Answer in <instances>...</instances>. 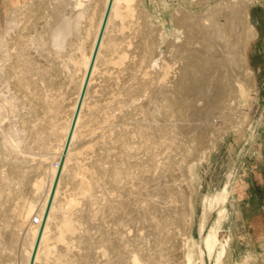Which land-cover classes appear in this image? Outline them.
Wrapping results in <instances>:
<instances>
[{"label": "bare ground", "instance_id": "obj_1", "mask_svg": "<svg viewBox=\"0 0 264 264\" xmlns=\"http://www.w3.org/2000/svg\"><path fill=\"white\" fill-rule=\"evenodd\" d=\"M40 1H37L39 2L38 8L44 6H41ZM53 1V3H48V8L44 7L48 10V13H36L39 10L37 11L36 7L33 8V6H37L34 5L33 1H30L33 6L26 1L19 5L18 8H12L13 10L11 9L9 10L10 12L8 11L9 13L7 12L8 15L0 30V58L2 61L4 56L12 58L11 63L7 66V71L0 67L1 84L6 82V88L9 81L8 78L13 76L16 79L14 84L19 86L18 89L21 88L24 91L22 95L21 93L15 95L9 91L12 94H1L0 96V149L4 152V156H0V162L5 160L6 154L14 158V161L11 162V168L9 167V173H4L1 168L0 179L14 180V186H20L24 183L26 172L28 173V171L23 166L25 164L22 163L24 160L22 158L23 161L20 160L18 154L23 156V158H30L32 162H34L35 156H38V159H36L38 160L36 164L38 173H35L37 179L33 183L34 187L31 190V193H33L31 194L32 199L21 210L14 212L16 219L14 227L12 225L10 229L7 240L4 239L3 235L8 231L6 228H9V225L11 226L9 220L11 217H6L3 219L4 222L2 220L3 223H0V264H29L42 224L43 228L39 242L33 255V264H45L52 256L53 260L51 261H54V264H79V260L68 256L72 245L69 244V240L65 241L67 238H76L78 223H81L79 218L74 217L76 214L72 216V207L77 204L78 197H81L91 205L99 202L100 198H104L105 206L108 208L110 215L116 216V222L112 221L115 224V226L113 225L114 230L107 232L103 227H99L100 238L98 242L103 243V245L95 244L96 241L92 243L91 239L93 236L91 238V235H89L88 226L85 227V234H79L78 240L85 241L88 246L87 254L83 251L85 255L90 254L89 251L92 248L97 251L96 248L101 247L99 250L102 252L101 255H108V260L102 264H162V262L163 264H173L174 262L171 263V261L162 259L160 253L162 248H159V250L155 248L157 244L152 241L159 240V244H162L163 242L161 241H164L162 239L179 238L183 234L182 227L193 216L194 208L189 196L186 195L185 182L177 180H179L181 173L184 174L186 170L191 169V165H193L191 161L193 162L199 157H205L207 145L211 144L209 142L211 135L207 131L211 114L214 115V111L217 109L220 111L225 107L233 109L235 104L232 103L233 101L231 102L230 95L242 96L244 91L254 87V76L247 65L246 48L248 40L255 37L256 31L250 21L248 11L243 8L245 0H232L233 3H218L220 7L215 8L216 6L214 5L215 7L213 6L214 8L205 14L194 15L189 14V11L182 12L173 18L172 28L169 29L173 36L170 40L167 39L166 46L171 51L170 56L174 55L179 59L177 71H175L177 72L176 76L171 73L174 67L171 63L172 58L170 59L169 55L162 52L157 59L153 55L157 49H161V43L168 32L163 27L158 26L156 27V29L158 28L157 40L149 38L148 41H144L145 38L141 35L144 38H142L144 43H142L143 46L141 45L143 54L140 60L146 63L143 66L142 64H136L141 67L137 69L142 72V75L138 76L139 73L137 74L134 71V75L131 76L134 77L136 75L138 77L137 81L135 79L137 84L126 88V91L132 92V90H135L136 93L137 90L147 91L145 89L150 88L151 95L148 94L153 100L158 95L157 101L159 102H154L158 104L159 109L164 110V116L166 118L169 116L173 117L169 123L167 122L170 127L167 125L166 119L163 120L162 118L163 123L155 125L152 123L153 126L148 123L147 116L151 115V112H148L147 108L143 109L141 105L145 101H141L142 103L139 105L133 104L134 108H131L141 113V116L137 113L139 118L135 117V120L130 121L129 117V121L128 119L124 121L122 117L126 115V111H129V109L126 111L123 109L125 106L123 107L122 103L126 99L121 98V95L124 97V93L121 91V94L120 90L113 91L109 89L108 84L100 83L101 81L99 80L100 77H103V80L107 82V80L112 78L114 76V71L111 70L112 64L118 63L128 55V44L123 43V39L118 41L120 37L124 36L119 34L120 37H117L114 33V28L116 29L117 25L122 28L125 25H129L128 23L133 16L134 7H132V4L135 0L111 1L80 104V95L110 0ZM82 1H85V3ZM150 2L154 13L162 17V22H165L163 15L166 12L160 5L161 1L150 0ZM50 3L53 5L50 6ZM139 5L141 6V4ZM137 15L139 16V14ZM131 28L133 29V27ZM120 30L116 33L120 32ZM140 32L145 33L146 36L151 34L149 29H141ZM123 34L125 33L123 32ZM41 41L46 46L43 49L41 46L44 53L41 50V53L37 51L42 57L39 60H43L42 63L41 61L39 63L32 59L27 51L29 50V43L34 44ZM11 48H13L12 51ZM158 61L160 62L158 65L160 71L156 73L157 78L160 76L159 80L161 83L155 88L153 87L155 86L153 85L154 77L147 78L150 71L146 67L151 66L152 63L158 64ZM20 65L23 67H20L21 69L19 70L17 67ZM232 65L241 67L243 78L246 77L249 81L237 76L239 73L237 74L234 71L236 68L234 66L233 69ZM230 66H232V69L228 70ZM127 67L131 68L130 66ZM222 67H225L226 70H223ZM31 72H34L37 76L34 80L36 79L35 82L41 86V92L29 89V83L24 80L25 74H31ZM62 72H64V76H62ZM143 74H147V77L146 75L143 76ZM130 79L134 78L130 77ZM102 89H105V93H109V95L104 94L101 97L99 92ZM118 93L121 94L119 95L120 97L117 96ZM18 96L21 97L22 104L28 105V114H20V125L17 126V129L12 130L13 125L11 126L12 129L8 126L7 129L5 125L7 123H3L4 117H7L6 105L9 103L11 106L10 110L14 113L19 107ZM138 97L140 98V96ZM32 98L35 100L34 103H32ZM199 99H203L205 103L203 102V105H201L197 102ZM135 101L137 102V100ZM22 104L23 108L25 105ZM157 104L154 103V105ZM10 106L8 105V107ZM148 106L146 104L145 107ZM116 108L123 111L124 114L122 112V115H119L120 118H118V120L123 119V121L114 124L113 112ZM131 109L130 112L132 111ZM185 113L190 116L189 123L180 119ZM15 115L17 116L18 114ZM159 121L157 120L154 123ZM126 124H132L134 128L129 129V125L127 126ZM149 124L153 127L154 131L151 129L153 132L149 131V128H151ZM189 128H192L194 133L192 138L189 139L191 143L183 149L180 161L174 160L173 156L175 153H172L171 149L168 150V153L161 152L163 145L166 147L182 145L183 141L176 139L178 138L176 133L187 129L186 132L188 134ZM114 130L115 134L113 135ZM133 133L137 137L136 139H133ZM88 134L94 135L93 139H95V142L91 141L92 145L89 143L90 146L84 147L85 145L83 146V144L87 143L85 141H87L86 137ZM137 144L144 146V156L137 155ZM154 147L157 150H153ZM95 148L103 150L100 158L92 157L93 159H89L90 156H87L95 151ZM63 153L60 175L43 223L44 212ZM157 155H160L159 159L154 158ZM182 161H185L187 165H185V162L183 164ZM134 168H136V171H134ZM100 171L111 184L110 187H103L102 197L97 195L98 193H96L95 189L99 185L100 179L103 180ZM150 171L154 172L155 175L149 173ZM66 175L69 182L74 185L72 187L76 188L77 192L81 194L77 198L72 196L74 195L73 193L69 194L68 190L70 189L63 184V178ZM233 177L232 171L227 173L221 190L215 192V194H210L206 198V204L209 207L214 202L219 203L220 207H216L221 217L225 215V199L230 192ZM11 182L13 183V181ZM40 191H42V194H40ZM39 194L41 198L38 201ZM11 209L13 210V207ZM127 213L128 215L126 216ZM35 214L42 217L40 224L33 222ZM120 216H126L125 220L126 222L128 221L129 227L125 226L126 223ZM27 220H29V223L26 224ZM200 226L202 227L201 224ZM218 229L219 227H215L214 230L206 232L207 234L204 238L205 251L203 253L212 252L211 250L220 241ZM20 230L21 232H19ZM20 233L24 237L21 254H19V257L14 256L12 263H8L6 262V260H9L8 258L4 260L3 250L12 248L16 242L18 243ZM148 239H150V242H145ZM227 239H225L224 243H226ZM60 244L65 247L63 249L59 248ZM71 244L74 243L72 242ZM57 246L58 248H56ZM176 246L180 245L177 244ZM10 251L12 252V250ZM201 251H198V253ZM218 251L219 259V257L221 258L220 255H224V252L227 251L225 244L221 243V249ZM154 253L155 255L159 254V256H154ZM114 256L116 258H113ZM249 256L250 254L246 255L240 261L242 263L246 262L247 258H250ZM88 258L89 255L87 260L91 259ZM188 258H183L179 262L174 260L176 262L174 264H192V260ZM240 261H236L235 264H240Z\"/></svg>", "mask_w": 264, "mask_h": 264}, {"label": "rangeland", "instance_id": "obj_2", "mask_svg": "<svg viewBox=\"0 0 264 264\" xmlns=\"http://www.w3.org/2000/svg\"><path fill=\"white\" fill-rule=\"evenodd\" d=\"M26 1L31 6H33V3H34V5H37V6H33V8L36 7L37 11L39 10L36 13H48V10L45 9L44 7L48 8V5H49L48 3L49 2H52V3L54 2L53 0H41L40 1V3L42 4L41 6H43V5L44 6L41 7V8H38V3H39V2H37L38 0H35L36 2L34 0H20V1H17V0H0V30L2 29L1 26L4 24L6 17L8 15V13L10 12L9 10H11L12 8L13 9L18 8L19 5H21L23 2H26ZM30 1H33V3L30 2ZM160 1H161L160 5L165 9V12H166L163 15L164 19L166 20L165 21L166 23L164 21L162 22V17H159V16H157L154 13V10H153V7H152V3L150 2V0H135V2H133L134 5L132 4V7H134L133 8V12H132L133 13L132 17H134V18L131 17L130 22L128 23L129 25H125L123 28L122 27H118V25H117V27L115 26L116 29L114 28V33L117 35V37L118 36L120 37L121 34L124 36L122 38L120 37V39L118 41L123 39L124 41H122V42L128 44V46H127L128 55H127L126 58H124L123 60L119 61L118 63H115V64L113 63L112 64L113 67L111 68V70L114 71V76L112 78L107 80V82L103 80V77H100L99 80L101 81L100 83L104 82V83L108 84L109 85L108 86L109 89H111L113 91H115V90L119 91L120 90V93H121V91H122V93H124V95H125L124 97L121 95L122 93L121 94L120 93L117 94L118 97H120L119 95H121V98H125L126 99V101L122 103L123 107L125 106L123 108L124 111L129 109V111H126V113H125L126 115H127V113H129L127 115L128 117L126 115H124L125 118H124V116L122 117L124 119V121H126V119H128V121L130 119H131L130 121L135 120L134 119L135 117L139 118L137 116V113H139L138 115L141 116L140 112H137V110L131 109V108H134L133 104L139 105L143 101H145V102L147 101L146 103L143 102V104L145 103L144 104L145 106H146V104H147V106L148 105L149 106L145 107L143 104H141L143 106L142 108L143 109L147 108L146 110L148 112H151L150 113L151 115H149V113H148L149 116H147L148 117L147 118L148 123H150V124L153 123L155 125L157 123H161V122L163 123V120H165V119H166L165 120L166 123L167 122L169 123V121L173 118L171 116L166 118V116H164V110L159 109V106L157 104L159 102V101H157L158 100L157 99L158 95L156 96V99L154 98V100L150 98L151 97L150 96L151 92L149 91L150 88L145 89L148 92L147 91H143V90L142 91L141 90H137L138 93H137V91L135 93V90H132V92L131 91H129V92L126 91V88H130L131 85H133V84H134V86H136L135 84H137L135 82L138 80V77L136 75L134 77H132L134 75V71H136L137 74L139 73L138 76L142 75V72L137 69V68H139V69L141 68L140 66H137V65L142 64V66H143V64L145 65V63H146V62H143V61L140 60L141 59V55L143 54L142 53V50H143L142 43H144V41H146V40L148 41L149 38H155L156 39V34H157V29H158V28L156 29V27H158V26L159 27H163L164 30H166L168 33H167L165 39L163 40V42L161 43L162 44L161 45V49L159 48V49L156 50V52L153 53V55L155 56L154 58L155 59L159 58L161 56L162 52H165L166 55H169L170 59L172 58L171 59L172 60L171 63L173 64V67H174L172 69L173 72H171V73H173L176 76L177 72H175V71H177V65L179 63V59H178V57H175L174 55L171 57L170 56L171 51L166 46V44H167L166 42L168 41L167 39L170 40L172 38V36H173V33L171 32V30H169V29L172 28L171 24H172L173 18H175V16H177L178 14H181L182 12H189V11H190L189 14L201 15V14H205V13L209 12L215 6H216L215 8L220 7V5L218 3H233L232 0H202V1H198V0H160ZM44 2H46V3H44ZM82 2L85 3V1H82ZM52 3H50V6L53 5ZM255 3H256V1L254 2V0H245V5L243 6V8H245L248 11V13H249V10L251 9V5H253ZM139 4H141L142 7ZM217 5H219V6H217ZM50 6H49V8H50ZM43 8H44V10H43ZM176 8H177V10H176ZM40 9H42L45 12H43L42 10L40 12ZM135 11H136V13H135ZM145 12H146V15H145ZM171 13H173L174 15L171 14ZM137 14H139V16ZM140 16H141V19H140ZM218 17H220V16L218 15ZM143 18H145V19H143ZM137 21H138V23H137ZM146 22H148V23H146ZM131 24H132V26H130ZM143 24H146V25H143ZM134 25H135V27H134ZM131 27H133V29ZM129 29L130 30L132 29L131 31H133L134 33L131 32ZM141 29H149V30H151L150 36H146L145 33L144 34L141 33L140 32ZM118 30H120V32L116 33ZM155 30H156V32H155ZM122 31L125 34H123ZM31 34H34V33H31ZM135 34H137L136 37H135ZM141 35L144 36L145 39ZM142 38L144 39V41H143ZM250 40H248V43L250 42ZM139 44H140V46H139ZM41 46H42V49H43V47H45L46 45L42 44V41L39 42V43L36 42L34 44L33 43H29L28 44V47H29L28 49L29 50L27 51L28 54L31 56V58L36 60L39 63H40V61H41V63L43 62V60H39L40 58H42V57H40L41 56V54H40L41 51L44 53V50L41 49ZM247 47H248V45H247ZM140 48H141V50H139ZM12 50H13V48H11V51ZM37 51H39L40 53L37 52ZM38 53H39V55H38ZM246 57H247V48H246ZM176 58H177V60L175 61ZM11 60H12V58L7 57V56L3 57V61L0 58V61H1L0 62V67L4 68L5 71H7V69H8L7 66H8L9 63H11ZM159 63L160 62L158 61V64H153L152 63L153 65L151 64V66L146 67L147 70L150 71V73H148V77H147V74H143V76L146 75L147 78L154 77L153 85H155V86H153V87H155V88L158 87V85L161 83L160 80H159L160 76L157 78V73H156V72L160 71V68L158 66ZM127 66H130L131 68H129ZM232 66H233V69H234V66H235L236 70H234V71L237 74L239 73V75H237V76H239V77L241 76L240 77L241 79H246L247 81H249L248 78H246V77L243 78V72H242L243 70H242L241 67H238L236 65H232ZM232 66H230L228 68V70L230 68L232 69ZM20 67L22 68L23 66L20 65L19 67H17V69L19 68V70H20L21 69ZM225 67H222L223 70L225 69ZM146 68H145V70H146ZM134 69H136V70H134ZM226 69H227V67H226ZM138 71H140L141 73L138 72ZM18 73H20V72H18ZM62 73H63L62 76H64V72H62ZM158 75H159V73H158ZM36 77L37 76L35 75V73L31 72V74L30 73L25 74L24 80L29 83L28 84L29 89H31L32 91L35 90L36 92H41V89H40L41 86L38 83L35 82L36 79L34 80V78H36ZM130 77L134 78V79H130ZM123 79H124L125 82L123 81ZM135 79H136V81H135ZM8 80L9 81H8V85L6 86V88H5L6 82H5V84H4V82L1 84V81H0V88L3 87L2 89H0V91H2V92H0V96H1V94L10 95V94H12L11 92H13L15 95H18L20 93H21V95H22V93L24 94V91H22L21 88L18 89L19 86L18 85L16 86V84H14L15 81H16L15 77L11 76V77L8 78ZM158 81H159V83H158ZM255 84L256 83H255V80H254V87L250 88L248 91H244L242 96H237L236 97L235 94H231L230 95L231 96V102L233 101L232 103L235 104L233 106L234 107L233 109L230 108V107H228V108L225 107V108L221 109L220 111H219V109H217L218 111L217 110L214 111L213 112L214 115L211 114V116L209 117L207 131H209L210 132L209 135H211L210 140H209V142L211 144L207 145L208 147L206 149L205 157L204 158H200L199 157V158L195 159L196 161L195 160H193V162L191 161V163H193V165H191V169H189V170L185 169L186 171L184 172V174L181 173V176H179V180H177L179 182L180 181L181 182L182 181L185 182L186 195L189 196V199L192 202L193 208H194L193 216H192V218H189L187 223H186V225L182 227L181 230H182L183 234L179 238H177V239H174V238L162 239V240H164V241H161V242H163L162 244H159L160 243V242H158L159 240L152 241L154 244H157L155 248H158V250H159V248H162L160 253H161L162 259H164L165 261L167 260V261H171V263H173V262L176 263L174 260L179 262L183 258L186 259L189 256V258L192 260V264H233V262L231 261V257H230L231 237L229 235H226L227 232L223 230L222 224L231 215L233 217L237 218V219H240V208H239L240 203H239V200H237V198L235 197V195H234V193L232 191V184H231L230 192L228 193V196H226L227 200L225 199V204H224V207L226 208L225 215L221 217L219 211L217 210V207L218 206L220 207L219 203H215L214 202L216 205L213 203L214 205L212 204V206H211L212 208H211V207H209L208 204H206V201H207L206 198L209 197L210 194L211 195L215 194V192L221 190V188H222V186L224 184V181H225L227 173L232 171V173L234 175V177H233V180H234L235 179V171L236 172L243 171V154H244V152H245V155H246V157L248 159H249V157L253 158L252 160L250 159V162H249V167L250 168H252L256 164L255 163L256 160L261 159V157L263 155V151L261 149V148H263V146H260V143L263 142V144H264V139L263 138L260 139V138H256V137L258 136L257 135L258 134V128L261 129V127H264V97L262 98V97L257 96V94H256L257 88H256ZM29 85H31V86H29ZM124 86H125V88H124ZM7 89H10V90H7ZM9 91H11V92L9 93ZM105 92H106V90L102 89V91L99 92V95L101 97H103L104 94L109 95V93H105ZM138 94H140V95H138ZM135 96H136V98H135ZM138 96H140V98ZM146 96H147V99H146ZM230 96H229V98H230ZM24 98L26 99V97H24ZM94 98H96V97H94ZM132 98L137 100V102L134 99L132 100ZM202 100L203 99H201V100L199 99L197 102H199L201 105H203L204 100L203 101ZM32 101H31L32 103L35 102L34 98H32ZM128 101H130V102H128ZM154 101H156L157 103L154 102ZM17 102H19V104H18L19 107H17V109H16V111H14V113L10 110L11 109L10 104L8 103V105L10 107H8V105H6L7 117L6 118L4 117V122L3 123H5V122L7 123V124H5L6 127L7 126L11 127L13 125V129L11 127L12 130L17 129L18 128L17 126L20 125L19 124L20 123V120H19L20 119V114L21 113L22 114H26V115L28 114V105L26 106V104H22L21 103V97L20 96H18ZM20 103L22 105H25V106H23V108H22ZM124 103H125V105H124ZM154 103L157 104V105H154ZM129 105H131L132 107L129 106ZM235 106H236V108H235ZM24 107H25V109H24ZM7 109H9L10 111L7 110ZM130 109L132 110L131 112H130ZM152 110H154V111H152ZM122 112L123 111H120V109H117V108L114 110V112H113V119L115 120L114 124L121 123V121H123V119L122 120H118V118H120L119 115H122ZM157 112L159 113L158 115H157ZM10 114H13V115H10ZM15 114H18V115L16 116ZM123 114H124V112H123ZM132 114H133V116H132ZM159 115H160V117H158ZM129 117H130V119H129ZM157 117H158L157 120L158 121L160 120V121L154 123L155 121H157V120H155ZM180 119L184 120V121H186L188 123L190 122V116L186 115V113ZM181 120H179V121H181ZM149 121H151V122H149ZM8 122H9V124L11 123L10 126H9ZM16 122H18V123H16ZM168 123H167V125L170 127V125ZM153 124H152V126H153ZM126 125L128 126L129 124H126ZM152 126H151V128H149L150 129L149 131H151V132L154 131ZM8 127H7V129H8ZM133 128H134L133 125L130 124L129 125V129H133ZM186 130L187 129H185L183 131H178V133H176V136H178V138H176V139H178L180 141H183V144L186 141H188V142H186L184 144V147H183V144L179 145L180 147L179 146H167L166 147V146L163 145L161 147V152H167L168 153V150L171 149V152L175 153V155L173 156L174 160L175 161H177V160L180 161L182 159L181 155H182L183 149L189 143H191V141L189 139L192 138V135L194 133V130L192 128L188 129V131L190 130L189 131L190 134H189V132L187 134ZM156 133H158V131H156ZM114 134H115V130L113 131V135ZM91 135L92 134H90V135L88 134L87 135V137H86L87 141H85V143L86 142L87 143L83 144V146L85 145L84 147H88L87 145H89V143H90V145H92V142L93 143L95 142V139H93L94 135H92V137H91ZM134 136H135V134L133 133V139H136L137 137L136 136L134 137ZM89 137H91L92 139L89 138ZM243 142H246L244 151H243ZM219 145H222L221 150L218 152L216 159L214 161H211V157L215 153V150L218 149ZM136 146L138 147L136 149L137 155L138 156H144L143 155L144 146L140 145V144H137ZM155 149L157 150L156 147L153 148V150H155ZM0 151H1L0 152V156H4L3 155L4 152L1 149H0ZM35 151H36V149H35ZM102 152H103V150L101 148H95V151L91 152L87 157L90 156L89 159H93V158H96V157L100 158V155H101ZM159 156L160 155L154 156V158L155 159H159ZM18 157H19L20 160L23 159L25 161L24 162L22 160L23 161L22 163L23 164L25 163L24 165L23 164L22 165L24 166L25 170L28 171V173L26 172L27 175L25 177L26 179L24 180V183L20 185L21 187L17 186V185L14 186L15 185L14 180H10L9 181V179H7V180L6 179H3V180L0 179V203H1L0 207H2V208H0V215L1 216L3 215L2 217L0 216V223H3L4 222L3 219H5L6 217L7 218H9V217L12 218V219L9 218V220L11 222L10 223L11 226L9 225V228H6V230L8 229V231H6L4 233L5 235H3L4 239H6V240H7V237H9L10 229H11L12 225L14 227V223H15V219H16V216L14 215V212H17V211L21 210L25 205H27L29 203L30 199H32V195L31 194H33V193H31V190L34 187L33 183L37 179V176H35V173L36 174L38 173V171L36 170V166H37L36 164H37V161H38L36 159H38V156H35L34 162H32V160H30V158L29 159L28 158L26 159V157L23 158V156H21L19 154H18ZM86 159H88V158H86ZM86 159H85V161H86ZM12 161H14V158H12L10 155L6 154L5 155V160L3 162H0V170L3 169L4 173H6V174L9 173ZM183 162H185V161H182V163ZM32 163H33V165H32ZM54 164H55V161H54ZM175 164H177V163L175 162ZM31 165H32V167H31ZM185 165H187L186 162H185ZM134 171H136V168H134ZM100 173H101V171H100ZM149 173H152V174L155 175V173L152 172V171H150ZM66 177H67V179H66ZM101 178H103V180L100 179L99 185H97L95 187L96 193H98L97 195L100 196V197H102V189H103V187H110V185H111L105 179V176L103 175V173H101ZM66 180H68V176L67 175L63 178V184L67 185V188H69L71 190V192H70V190H68L69 194L73 193L74 195H72V196H74L75 198L80 196L81 194H79L77 192L78 190L76 188L72 187L74 185L71 182H69V180L66 182ZM11 181H13V183ZM6 182H8V183H6ZM65 182H66V184H65ZM153 182H155V181H153ZM232 183H233V181H232ZM9 186H11V187H9ZM16 187L17 188L19 187V188L17 189ZM1 189H2V192H1ZM75 189H76V191H75ZM15 190H17V191L15 192ZM18 191H20V192H18ZM14 193H16V194H14ZM40 194H42V191H40ZM40 194L38 195L39 198H37L38 201L41 198ZM75 194H77V195H75ZM78 198H77V204L74 207H72V216H74L76 214L74 217L79 218L81 220V223H78V229L76 231L77 235L75 234L76 238L72 237L71 238V239H73L72 241H71L70 238H67L65 240V241L69 240L68 241V242H70L69 244L72 245L71 251L69 252L68 256H71L72 258H75V259L79 260V264H85L87 261H88L87 264H102L104 261L106 262L108 260V255H106V256L105 255H101L102 252L99 251L101 249V247H98L99 249L96 248L97 251H95L94 248H92L93 251L90 250L89 251L90 254H88L89 258H91V259L88 258L89 260H87V256L88 255H85V253L83 252V251H85L86 254L88 252L87 251L88 250L87 243L85 241H79L78 240V236L85 234L86 233L85 227L88 226L89 227V231H88L89 235H91V238L93 236V238L91 239L92 243H94L96 241L95 244L103 245V243L98 242L99 238H100V228L99 227H103L105 229V231H107V232L110 231V230H114L115 224L112 221L116 222V216L110 215L108 208L105 206L106 202L104 201L105 200L104 198H100L99 202H96L95 204H92L93 206L91 204H88L81 197H78ZM78 200H79V202H78ZM100 203H101V205H100ZM223 203H222V205H223ZM204 204H206V205H204ZM12 207H13V210L11 209ZM204 207H205V209H204ZM92 208H93V210H92ZM2 211H4V212H2ZM10 211H11V213H10ZM95 211H97V212L95 213ZM84 212H86V213L84 214ZM7 213H8V215H7ZM4 214H5V216H4ZM86 215H87V217H86ZM127 215H128V213L126 214V216ZM219 215H220V219H219ZM126 216H120V218L125 221V223H126L125 226L129 227L128 221L126 222V220H125ZM2 220H3V222H2ZM218 220H220V221H218ZM27 223H29V220H27L26 224ZM200 224L202 225V227L200 226ZM99 225H101V226H99ZM104 225L106 226V228H105ZM80 226H81V228H80ZM214 226L215 227H219L218 236H219L220 241L211 250L212 252L203 253V251H205V248H204L205 235L209 232V230L210 231L214 230L215 229ZM82 227H84V228H82ZM82 229H83V231H82ZM19 232H21V230ZM236 232L238 234H240L241 237H243V227H241L240 224L237 225ZM23 238H24L23 235L20 233V240L22 242L19 240L18 243L17 242L15 243V244H18V245L14 244L12 246V248H9V249L6 248V250H3L2 254H3L4 260H6L7 258L9 259V260H6V262H8V263L11 262L12 263V261H13L12 259L14 258V256L19 257V254H21L20 251L22 249V243L24 241ZM226 238L229 239V240L227 239V241H226V243L228 242L227 244L224 243ZM72 242L74 244L75 243L76 244L75 245L71 244ZM145 242L149 243L150 239H148ZM221 243L225 244L227 251L224 252V255L222 254L223 256L220 255L221 258L219 257V259H220L219 260L217 252H219L218 250L221 249ZM177 244L180 245V246L177 247L176 246ZM60 245L61 246L58 245L59 248L63 249L65 247L62 244H60ZM73 245H74V247H73ZM58 246L56 248H58ZM201 246H202V248H201ZM260 247L264 248V241L261 242ZM201 249H202V251H201ZM10 250H12V252ZM184 251H186V253H184ZM198 251H201V252L198 253ZM107 252L109 253V251H107ZM13 253H14V255H13ZM82 254H84L83 257H82ZM226 254H228V255H226ZM199 255H201V256H199ZM84 256H86V257H84ZM154 256H159V254L155 255V253H154ZM249 257L250 258H247L246 262L244 261V263H242L240 261V264H249V261H253L255 264H264V256L260 257L259 259L251 258V255ZM113 258H116V257L114 256ZM81 259H82V261H81ZM85 259H86V261H85ZM51 260H53V256L46 263L47 264H54V261L52 262ZM83 260L85 261V263H84ZM80 261H81V263H80ZM162 264H163V262H162Z\"/></svg>", "mask_w": 264, "mask_h": 264}, {"label": "crops", "instance_id": "obj_3", "mask_svg": "<svg viewBox=\"0 0 264 264\" xmlns=\"http://www.w3.org/2000/svg\"><path fill=\"white\" fill-rule=\"evenodd\" d=\"M251 5L249 18L253 24L256 35L248 43L247 64L254 76L257 96L264 97V0H254ZM260 94V95H259ZM262 94V95H261ZM256 138L264 139V127L258 130ZM244 138V137H243ZM246 142H243V151ZM261 159L250 168L249 159L243 154V171H235L232 191L239 200L240 219L229 216L222 224L226 235L231 237L230 257L233 264L240 261L247 254L251 258L259 259L264 256V248L260 247L264 241V144ZM249 167V168H248ZM240 222V223H239ZM243 227V237L236 232L237 225ZM261 237V238H260ZM243 238V239H242ZM231 262V263H232ZM249 264H255L249 261Z\"/></svg>", "mask_w": 264, "mask_h": 264}, {"label": "water", "instance_id": "obj_4", "mask_svg": "<svg viewBox=\"0 0 264 264\" xmlns=\"http://www.w3.org/2000/svg\"><path fill=\"white\" fill-rule=\"evenodd\" d=\"M111 1H112V0L109 1L108 6H107V8H106V12H105V16H104L103 23H102V26H101L100 34H99V37H98V40H97V43H96V46H95V49H94V52H93V55H92V59H91V62H90V66H89V69H88V73H87L86 81H85V83H84V86H83V89H82V92H81V95H80L79 104H80L81 98H82V96H83V92H84V90H85V85H86V82H87V78H88V75H89V72H90L91 66H92V64H93V60H94V58H95V54H96V51H97V46H98L99 39H100V36H101L102 30H103V27H104V24H105V20H106V17H107V14H108V11H109V8H110V5H111ZM79 104H78V105H79ZM77 109H78V108H77ZM76 112H77V111H76ZM75 116H76V114H75ZM73 122H74V121H73ZM221 147H222V145H219L218 149L215 150V153H214L213 156L211 157V161H214V160L216 159L218 152L221 150ZM63 157H64V153H63V155H62V157H61V160H60V166H59L58 171H57V173H56V176H55V179H54V183H53V186H52V189H51L50 195H49V199H48V202H47V205H46V209H45V212H44L43 223H44L45 218H46V216H47V212H48V210H49V207H50V204H51V201H52L53 192H54V190H55V186H56V184H57V180H58L59 175H60V170H61V164H62V162H63ZM42 228H43V224L41 225L40 230H39V233H38L37 238H36V242H35V246H34V250H33V255H34L35 249H36V247H37V244H38V242H39V238H40V235H41ZM33 255H32L31 259H30V263H29V264H33Z\"/></svg>", "mask_w": 264, "mask_h": 264}, {"label": "built area", "instance_id": "obj_5", "mask_svg": "<svg viewBox=\"0 0 264 264\" xmlns=\"http://www.w3.org/2000/svg\"><path fill=\"white\" fill-rule=\"evenodd\" d=\"M258 130H260V128H258ZM41 221H42V217L35 214V216L33 217V222L36 224H40Z\"/></svg>", "mask_w": 264, "mask_h": 264}]
</instances>
